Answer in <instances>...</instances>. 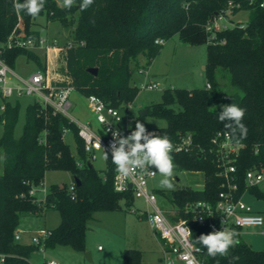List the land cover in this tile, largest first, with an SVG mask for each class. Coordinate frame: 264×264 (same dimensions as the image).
<instances>
[{
    "label": "trees",
    "instance_id": "trees-1",
    "mask_svg": "<svg viewBox=\"0 0 264 264\" xmlns=\"http://www.w3.org/2000/svg\"><path fill=\"white\" fill-rule=\"evenodd\" d=\"M16 2L24 0H0V45L18 34L26 39L38 38L32 27L40 17L60 22L64 29L77 19L73 38L60 55L62 63L53 84L73 87L85 97L96 95L118 110L135 101L139 88L131 84L132 77L141 58L147 60L148 66L159 55L163 45L156 44V40L178 36L185 44L207 46L205 71L210 88L164 90L161 103L149 107L145 117L166 121V127L156 131L168 135L171 141L192 136L191 152L171 154L174 171L202 173L204 186L201 190L177 186L171 192L170 203L177 220L188 223L192 242L203 251L204 264H264V250H253L239 236V245L230 248L227 257L208 256L195 239L211 233L210 229L197 223L193 211L184 210L188 203L216 202L222 189V179L217 175V148L213 145L217 132L228 131L227 122L217 120L221 106L235 103L246 109L242 122L248 129L247 137L239 139L237 133L232 138L241 145L233 157L241 191L247 186L245 173L264 168V0H94L85 11L79 7L82 0H75L70 9L62 6L63 0H45L44 9L36 17L18 12ZM227 10L233 16L248 11L249 18L244 25L238 23L216 33L217 41L224 44L208 43L207 24L218 15H226ZM70 34L71 30L67 36ZM21 56L46 70L34 51L12 47L5 49L2 57L13 69ZM90 69H97V75L89 73ZM220 76L228 77L231 96L218 84ZM19 110L20 100H15L6 103L0 112V253L8 256L6 264H32L30 256L39 246L15 240L20 219L24 214L46 215L50 211L60 214V223L48 230L45 249L65 247L85 253L86 235L95 214L119 211L122 202L130 206L133 196L114 190L116 170L110 160L104 176L92 165L77 166L64 130L74 135L79 159L85 158L83 143L77 126L65 116L31 101L22 134L16 137ZM145 117L140 115L138 120ZM48 171L70 172L73 189L70 185H51L45 198L36 201L29 191L43 184ZM259 186L248 187V192L264 200ZM123 264L145 263L140 251L125 250Z\"/></svg>",
    "mask_w": 264,
    "mask_h": 264
},
{
    "label": "rangeland",
    "instance_id": "rangeland-1",
    "mask_svg": "<svg viewBox=\"0 0 264 264\" xmlns=\"http://www.w3.org/2000/svg\"><path fill=\"white\" fill-rule=\"evenodd\" d=\"M249 18L248 11H240L237 15H230L226 21L221 22L232 28L238 23L243 25ZM228 20V21H227ZM242 25V26H243ZM77 27V19L70 26L71 34L67 36L60 22L47 21L44 17L37 19V24L32 27L37 35L48 42H57L59 50L46 53L42 49L34 52L39 56L40 62L46 70L32 61H27L24 56L17 59L15 67L12 69L16 76L28 79L36 72H46L52 83L57 81L56 71L61 66L60 55L64 51V45L71 41ZM20 28L22 29L21 25ZM23 31V30H22ZM35 34V35H36ZM207 64V46L205 44L189 45L183 43L178 36L166 40L159 55L147 66V60L141 58L139 68L135 69L131 84L139 88L135 101L126 109L119 110L122 119L121 126L126 127L124 122L129 115L135 118V122L130 123V127L135 129V124L141 112L147 110L152 105L161 103L163 91L167 89H203L207 85V76L204 67ZM144 69L150 76L140 74L139 70ZM145 83H155L159 87L156 90L143 89ZM227 76H220L218 84L224 87L228 96L232 95V89L228 85ZM31 98L20 100L19 119L15 129V136L20 137L26 117V110ZM72 107L69 116L78 124L92 122L96 126L95 118L91 113L87 99L77 91L71 94ZM144 124L147 131H156L166 127V121L147 116L139 120ZM0 127V135L2 133ZM65 141L69 145L72 153L77 156V141L72 133L65 136ZM3 153L0 151V175L2 167ZM92 166L101 175H105L108 168V159H104V153L97 154V159L92 161ZM162 179L159 173L151 182L150 188L155 191L158 207L171 210L170 196L173 190L162 189L159 181ZM203 177L200 173H186L174 171V190L177 186H189L201 190L203 188ZM73 177L67 171H48L45 174L43 185L39 188L37 196L43 198L44 192L51 185H70ZM264 192V182L259 186ZM165 194V195H162ZM244 201L252 206L255 212L264 216V200L258 199L252 194H247ZM133 210L136 212L134 213ZM150 211L143 199H135L130 206L121 203V210L115 212H99L94 216V220L89 224V232L86 235V252H76L70 248L56 247L55 249L39 248L30 256L32 264H46L54 261L58 264H123V253L125 250H137L143 255L145 264H161L162 245L147 220L141 216L144 211ZM60 223V214L56 211L47 212L46 215L24 214L20 219L17 232L20 234L22 245H32V237L40 231L55 229ZM239 237L253 250H264V226L260 228H250L242 231ZM101 247L102 251L98 248ZM90 253L91 260L86 258Z\"/></svg>",
    "mask_w": 264,
    "mask_h": 264
},
{
    "label": "built area",
    "instance_id": "built-area-1",
    "mask_svg": "<svg viewBox=\"0 0 264 264\" xmlns=\"http://www.w3.org/2000/svg\"><path fill=\"white\" fill-rule=\"evenodd\" d=\"M230 15H232V11L227 10L226 15H218L207 24L205 29L208 43L224 44L222 41H217L216 33L229 28L224 23L221 24V22L226 21V18ZM155 43L163 45L165 41L156 40ZM12 47L30 51L42 49L46 53L59 50V45L55 41L50 43L41 37L26 39L19 34L15 38L9 39L4 45H0V112L5 110L6 103L30 97L32 102L40 104L44 109L52 110L54 114L65 116L77 126L78 137L83 143L85 154L84 159H77L78 167L83 168L86 165H92V161L97 159V154L100 152L104 153V151L108 155V160L112 162L111 145L114 143L113 133L119 131L122 137L130 135L131 131L135 130L130 127V123L136 121L135 118L128 115L124 121L126 127L123 128L119 110L106 105L96 95H90L86 99L88 107L95 118L96 126L91 122L78 124L69 116V110L72 107L70 99L74 88L54 85L46 72H36L28 79L16 76L2 57L5 49ZM69 47H71L70 44ZM139 73L145 75V77L150 76L144 69H140ZM158 87L155 83H145L142 86L143 89L148 90H156ZM206 87L209 89L210 84H207ZM65 93H68L66 99H64ZM127 107H130V105ZM147 132L160 135L158 131ZM68 134H70V131L65 129L63 132L64 138ZM213 141H215L213 142L214 147L217 148V175L222 179V189L216 202L198 201L188 203L184 207L185 212L193 211L196 214L197 223L208 227L211 232L235 230L239 235H242V231L245 229L263 227L264 223L260 222V218H264V216L255 212L252 206L244 201V197L249 194L248 187L259 186L264 182V168L248 170L245 173L247 186L245 190L241 191L237 184V169L233 164V157L237 155L241 145L232 142V138L227 135V132H217ZM99 142L101 147L96 146ZM141 142L143 143V141ZM171 142L173 144L171 154L186 153L193 150L191 135L181 136ZM149 171L158 173L154 166L150 167ZM157 173L152 175L151 172L141 173L137 170L133 176L125 181L118 179L117 173H115L113 179L114 190L121 194L130 193L134 200L143 199L148 209H151L150 211L142 212L141 216L147 220L161 242V264H204L202 249L192 242L191 235L185 231L186 228L190 229L188 223L185 220H177V213L174 207L171 210L158 207L155 191L150 188V184L157 176ZM200 174L203 177V174ZM202 182L204 186V177ZM40 187L33 186L29 191V195L35 197L36 201L43 200L47 194V191H45L43 198L39 199L37 193ZM118 188L123 190L118 191ZM70 189H73L71 184ZM133 212L135 213L136 211L133 210ZM49 235L50 232L46 229L40 231L32 237L33 245L45 249L46 239ZM15 240H21L18 232L15 235ZM7 258L6 254L0 253V264H6ZM46 264L58 263L48 261Z\"/></svg>",
    "mask_w": 264,
    "mask_h": 264
},
{
    "label": "clouds",
    "instance_id": "clouds-1",
    "mask_svg": "<svg viewBox=\"0 0 264 264\" xmlns=\"http://www.w3.org/2000/svg\"><path fill=\"white\" fill-rule=\"evenodd\" d=\"M94 0H82L79 7L81 11L87 10ZM75 0H63V7L70 9ZM45 7V0H24L23 3H14V8L19 11H25L31 17L38 16ZM68 93L64 94V99ZM246 114V109L237 106L235 103L227 106H221V111L217 116V120L225 123V128L228 129L227 135L230 138H235L237 133L239 139L247 137L248 129L242 122ZM114 143L111 145L112 163L116 166L118 179L121 181L127 180L139 170L141 173L151 172L155 175L157 172L149 171V168L154 166L162 179L159 181V186L162 189L174 190L173 176L175 165L171 155L173 144L168 135H157L147 132L144 124L137 120L135 130L131 134L122 137L120 132L113 133ZM143 141V143L141 142ZM215 142V141H213ZM238 142V141H237ZM118 145V146H117ZM101 147V144L96 145ZM104 159H108L107 153L104 151ZM118 191L123 190L118 188ZM260 222L264 223V218H260ZM185 231L191 235L190 229ZM239 233L235 230L215 231L209 234H202L195 243L203 246L206 249L207 255L215 258L218 255L227 257L229 249L239 245ZM233 260H238L239 257H233Z\"/></svg>",
    "mask_w": 264,
    "mask_h": 264
},
{
    "label": "water",
    "instance_id": "water-1",
    "mask_svg": "<svg viewBox=\"0 0 264 264\" xmlns=\"http://www.w3.org/2000/svg\"><path fill=\"white\" fill-rule=\"evenodd\" d=\"M69 31H70V27H67V28L64 29V32H65L66 35H68ZM204 69H206V67H204ZM89 73H91L92 75L96 76V75H97V69H90V70H89ZM147 114H148V111H147V110H144V111L141 112L140 115L143 116V117H145ZM76 182H77V181H76ZM130 188H131V186H130ZM86 258H87L89 261H92V260H91V255H90V253H87V254H86Z\"/></svg>",
    "mask_w": 264,
    "mask_h": 264
},
{
    "label": "crops",
    "instance_id": "crops-1",
    "mask_svg": "<svg viewBox=\"0 0 264 264\" xmlns=\"http://www.w3.org/2000/svg\"><path fill=\"white\" fill-rule=\"evenodd\" d=\"M39 37H40V36H39ZM89 122H90V121H89ZM91 123H92V122H91ZM92 124H93V123H92ZM46 230H47V229H46ZM242 235H243V234H242ZM99 248H100V247H99ZM99 248H98V250H99V251H102V249H99Z\"/></svg>",
    "mask_w": 264,
    "mask_h": 264
}]
</instances>
